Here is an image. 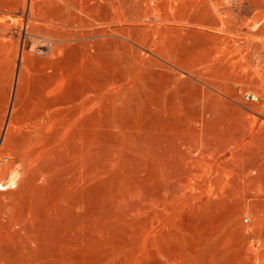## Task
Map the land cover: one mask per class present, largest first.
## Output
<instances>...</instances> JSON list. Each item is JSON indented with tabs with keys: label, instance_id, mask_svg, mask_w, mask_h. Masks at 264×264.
<instances>
[{
	"label": "rangeland",
	"instance_id": "rangeland-1",
	"mask_svg": "<svg viewBox=\"0 0 264 264\" xmlns=\"http://www.w3.org/2000/svg\"><path fill=\"white\" fill-rule=\"evenodd\" d=\"M0 264H264V0H0Z\"/></svg>",
	"mask_w": 264,
	"mask_h": 264
},
{
	"label": "bare ground",
	"instance_id": "bare-ground-1",
	"mask_svg": "<svg viewBox=\"0 0 264 264\" xmlns=\"http://www.w3.org/2000/svg\"><path fill=\"white\" fill-rule=\"evenodd\" d=\"M41 129H42V128H41ZM43 129H44V128H43ZM43 129H42V130H43ZM36 132H37V131H36ZM41 133H43V134L45 135L44 132H41ZM36 134H37V133H36ZM36 134H35V135H36ZM48 135H49V134H48ZM70 135H71V134H70ZM46 136H47V135H46ZM67 136H68V135H67ZM47 166H48V165H47ZM51 166H52V165H51ZM47 168H48V167H47ZM47 168H45V169H47ZM10 170H11L10 173L14 171V173L10 174L11 177H10V179H9V181H8L9 183H12V182L15 181L14 178H15L16 172H15V170H12V169H10ZM47 170H48V169H47ZM51 170H53V169H51ZM43 171H44V170H43ZM43 171H42V173H43ZM45 171H46V170H45ZM45 171H44V172H45ZM48 172H49V171H48ZM51 172H52V171H51ZM40 174H41V173H40ZM45 174L48 175V173H45ZM50 174H52V173H50ZM47 175H46V177H47ZM48 176H49V175H48ZM16 177H17V175H16ZM44 177H45V176H44ZM90 177H91V176H90ZM17 179H18V178H17ZM71 184H72V183H71ZM76 184H77V183H76ZM81 184H82V183H81ZM68 185H69V184H68ZM78 185H80V184H78ZM78 185H77V186H78ZM66 186H67V185H66ZM64 188H65V187H64ZM67 188H70V187L68 186ZM46 208H47V207H46ZM26 209L28 210V208H26ZM24 213H25V212H24ZM46 213H47V212H46ZM44 214H45V213H44ZM45 215H46V214H45ZM70 229H71V228H70ZM30 231H32V230L30 229ZM62 231H63V230H62ZM66 231H67V230H66ZM71 231H72V230H71ZM32 232H33V231H32ZM58 232H59V231H58ZM33 233H34V232H33ZM61 233H63V232H61ZM65 233H66V232H65ZM65 233H64V234H65ZM68 233H69V232H68ZM70 233H71V232H70ZM93 233H94V232H93ZM29 234H31V233L29 232ZM29 234H28V235H29ZM50 234H51V233H50ZM50 234H49V235H50ZM91 234H92V233H91ZM51 235H52V234H51ZM57 235H58V234H57ZM59 235H60V234H59ZM69 235H70V234H69ZM66 236H68V234H67ZM89 236H90V234H89ZM89 236H88V237H89ZM29 237H30V236H29ZM49 237H50V236H49ZM96 237H97V236H96ZM96 237H94V238H96ZM30 238L32 239V237H30ZM30 238H28V239H30ZM33 238H34V237H33ZM36 238H37V237H36ZM51 238H52V237H51ZM59 238H60V237H59ZM70 238H71V237H70ZM75 238H76V237H75ZM62 239H63V238H62ZM86 239H87V238H86ZM91 239H92V238H91ZM35 240H36V239H35ZM35 240H33V241L31 240V242L28 243L29 245L26 244V245L28 246L27 249H29V248L32 249V248H31V245H32V244L35 245L34 248L37 247V246H36V243H35ZM49 240H50V239H49ZM65 240H67V239H65ZM69 240H70V239H69ZM72 240L74 241V239H72ZM88 240H89V239H88ZM94 240H95V239H94ZM36 241H37V240H36ZM39 241H41V240H39ZM39 241H38V242H39ZM59 241H60V240H59ZM84 241H87V240H84ZM90 241H91V240H90ZM50 242H52L51 244H53V241H52V240H51ZM67 242H68V241H67ZM93 242H95V241H93ZM60 243H62V242H60ZM77 243H78V242H77ZM90 243H91V242H90ZM38 244L41 245V249H42L44 252L47 251V248H48V247H50V246H49V241H48V237H47V236H45V239L42 240V241H41L40 243H38ZM51 244H50V245H51ZM82 244H83V243H82ZM94 244H95V243H94ZM56 245H58V244H56ZM73 245H74V244H73ZM79 245H80V243H79ZM83 245H84V244H83ZM32 247H33V246H32ZM38 247H39V246H38ZM54 247H55V246H54ZM54 247L52 246V248H54ZM82 247H83V246H82ZM90 247H91V246H90ZM55 248H57V249L60 250V246L55 247ZM62 248H63V247H62ZM30 249H29V250H30ZM57 249H56V250H57ZM86 249H88V248H86ZM34 250H36V249H34ZM42 250H41V252H42ZM51 250H52V249H51ZM71 250H72V246H71ZM82 250H83V249H82ZM61 251H64V250H61ZM59 252H60V251H59ZM77 252H78V251H77ZM65 253H67V252H65ZM71 253H73V252L71 251L70 254H71ZM49 254H50V253H49ZM53 254H54V253H53ZM61 254H62V253H61ZM75 254H77V253H75ZM78 254H80V253H78ZM62 255H63V254H62ZM64 255H65V254H64ZM64 255H63V256H64ZM73 255H74V254H73ZM73 255H72V256H73ZM53 256H54V255H53ZM56 256H58V255H56ZM65 257H66V255H65ZM56 258H57V257H56ZM58 258H59V257H58ZM70 258H71V256H70ZM60 259H61V258H60ZM65 259H66V258H65ZM58 260H59V259H58ZM68 261H69V260H68ZM55 262H56V261H55Z\"/></svg>",
	"mask_w": 264,
	"mask_h": 264
}]
</instances>
